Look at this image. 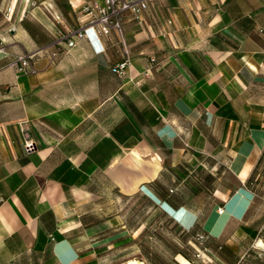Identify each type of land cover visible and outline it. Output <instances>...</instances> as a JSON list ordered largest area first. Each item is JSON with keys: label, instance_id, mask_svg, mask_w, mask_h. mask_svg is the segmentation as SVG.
Wrapping results in <instances>:
<instances>
[{"label": "crops", "instance_id": "1", "mask_svg": "<svg viewBox=\"0 0 264 264\" xmlns=\"http://www.w3.org/2000/svg\"><path fill=\"white\" fill-rule=\"evenodd\" d=\"M84 2L0 0V264H114L127 254L194 264L193 234L161 212L186 230L200 219L187 203L162 201L183 187L186 164L235 177L215 192L224 213L213 209L203 230L219 239L235 223L231 240L258 246L247 222L254 195L242 185L264 161V0H149L143 23L124 18L125 77L114 71L115 33L90 28L68 47ZM45 46L59 54L35 60L36 73L10 66ZM231 240L201 256L241 260Z\"/></svg>", "mask_w": 264, "mask_h": 264}, {"label": "rangeland", "instance_id": "2", "mask_svg": "<svg viewBox=\"0 0 264 264\" xmlns=\"http://www.w3.org/2000/svg\"><path fill=\"white\" fill-rule=\"evenodd\" d=\"M211 164L214 162L213 159H210ZM181 170V169H180ZM182 179L180 182H176L175 184H183V187L179 190L174 188V201L183 202L189 204V206L199 213L201 217L199 229L201 232L206 231L203 230L204 224L208 219L209 215L212 213L216 203H221L217 199L215 192L218 188L223 184L231 187L235 185V177L230 173H221L215 171L211 168H201L197 166H189V164L185 165V168H182ZM184 179V181H182ZM174 184V185H175ZM254 187L257 190L258 196L256 198L255 204L249 212L247 222L248 224L255 228L257 231V236L259 240V246H255V241H250L249 239H239L235 238L231 240V236L234 235L238 226L235 223L229 224L226 232L221 235V240H216L212 235L207 233V240L205 242L206 246H217L218 241L221 244L225 243L227 240H231L234 245H237L240 248V252L244 251L246 254L241 259L245 264H264V170L259 175L258 180L254 182ZM218 213V211H217ZM216 234L219 231V227L215 229ZM220 239V238H219ZM251 249L249 253V249ZM252 251H256L252 252ZM248 252V253H247ZM172 255H136V254H127V255H113L115 259L114 264H126L129 260L135 259L139 262H144L145 264H167L169 263V259H171ZM218 256V255H217ZM191 257V256H190ZM226 264H237L236 260L241 257L240 255L227 254L226 256ZM198 257L197 254L193 257L195 260L194 264H218L214 258L211 257V260L208 258ZM204 261V262H203Z\"/></svg>", "mask_w": 264, "mask_h": 264}, {"label": "built area", "instance_id": "3", "mask_svg": "<svg viewBox=\"0 0 264 264\" xmlns=\"http://www.w3.org/2000/svg\"><path fill=\"white\" fill-rule=\"evenodd\" d=\"M81 14L84 17L83 25L65 34L64 38L68 40V47H73L76 42L85 37L84 32L87 29H94L100 36L108 37L111 33H115L118 37L120 47L122 49L123 61L114 68L115 73L119 77L126 76V70L131 65V50L124 34V18L130 13L137 23H143L144 12L148 8L149 0H84ZM12 12V8L8 9V16ZM3 52L4 50L1 49ZM59 54L58 49H52L50 46L38 48L29 53L20 55L12 59L10 66L22 74H34L36 69L34 61L38 58L47 57L53 63ZM25 150L28 154L36 150V145L31 142L25 144ZM218 214H223L224 209L218 208ZM195 240L200 247L197 256L200 257L202 252L206 251L205 242L207 236L197 234Z\"/></svg>", "mask_w": 264, "mask_h": 264}, {"label": "trees", "instance_id": "4", "mask_svg": "<svg viewBox=\"0 0 264 264\" xmlns=\"http://www.w3.org/2000/svg\"><path fill=\"white\" fill-rule=\"evenodd\" d=\"M263 170H264V161H263V166H262L260 172L262 173ZM261 173H258V174L256 173V174L252 175L249 178V180H247V182L242 185L243 188H245L246 190L250 191L254 195L253 204H252L251 208L248 210V212H250V210L252 209L253 205L255 204L256 198L258 196L257 190L254 187V182L258 180V177H259V175ZM173 196H174V189H170L167 192V195L162 199V201L164 203H167L170 207H172L173 209H176V210H178V209L186 206V205H183L181 202L174 201ZM161 212L167 217V220H168V223L169 224H172L173 226L175 224V225H177L179 227V229H180V231L182 232L183 235L187 236L190 233L193 234L192 242H193V244L195 245V247L197 249L196 252H198V250H200V247H198V244H197V242L195 240L196 235L197 234H203V235H206L207 236V233L205 234V232H203V231L201 232V230L199 229L201 217L198 220V222L191 229L186 230V229H183L182 227H180L179 224L174 220V218L171 217L167 212H165L164 210H161ZM229 224H231V223H229ZM229 224H228V226H229ZM216 240H221V238L220 239H216ZM218 242L219 243H218L217 246H214V247H211L210 246L209 247V246H206L205 245V247H203L202 249H204V248H208L209 249L210 248L211 250H214V251L216 250L218 252V248L220 246L221 247V251L226 250L225 249V246L223 244H221L220 241H218ZM221 251H219V253H217V255L220 256V258L226 262V259H225L226 257H224V255L221 253ZM250 252H251V249H249V253ZM252 252H255L256 253V251H252ZM228 254H233V253H231L228 250ZM154 255H158V254H154ZM160 255H163V254H160ZM171 255H172L171 256V259H169V263H167V264H171L170 260L171 261L173 260L172 257L174 256V254H171ZM183 256H185L186 258H189L191 260V257L189 255L186 254V255H183ZM236 263H238V264H245L244 261L243 260H240L239 258L236 260ZM158 264H161V263L158 262Z\"/></svg>", "mask_w": 264, "mask_h": 264}, {"label": "bare ground", "instance_id": "5", "mask_svg": "<svg viewBox=\"0 0 264 264\" xmlns=\"http://www.w3.org/2000/svg\"><path fill=\"white\" fill-rule=\"evenodd\" d=\"M260 244L258 243V246H259ZM126 264H145V263H143V262H139V261H137V260H135V259H132V260H129Z\"/></svg>", "mask_w": 264, "mask_h": 264}]
</instances>
